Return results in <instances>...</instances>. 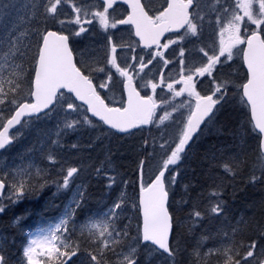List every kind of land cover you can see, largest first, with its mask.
<instances>
[{
    "label": "snow or ice",
    "instance_id": "snow-or-ice-1",
    "mask_svg": "<svg viewBox=\"0 0 264 264\" xmlns=\"http://www.w3.org/2000/svg\"><path fill=\"white\" fill-rule=\"evenodd\" d=\"M225 113L230 139L177 202L193 146ZM26 128L36 144L0 162V214L50 185L70 197L16 264H264V0H0V153ZM0 264H14L6 237Z\"/></svg>",
    "mask_w": 264,
    "mask_h": 264
},
{
    "label": "rangeland",
    "instance_id": "rangeland-1",
    "mask_svg": "<svg viewBox=\"0 0 264 264\" xmlns=\"http://www.w3.org/2000/svg\"><path fill=\"white\" fill-rule=\"evenodd\" d=\"M31 130L32 129H28V128L23 130V136L20 138L18 144L22 141V139L25 138V133L27 131L30 132ZM89 135H92V134L85 135L81 139L86 140L88 139ZM206 138H207V133L205 134L203 140H199L197 142L195 148L190 153L189 159L186 163L187 165H189L190 168H192V166L198 164L199 161H201V158L203 157V154L207 148L211 147L212 145H223L226 139H230V137H227L225 135L223 136L215 135L211 139H206ZM20 147L24 148L23 153H25L28 149L32 148L31 146L27 148L26 142H23L20 145ZM203 148H204V152L202 153L200 151H202ZM77 155L83 156L85 158L83 160L84 164L89 163V161L86 159L88 153L85 152V153H81ZM97 155H99V150L97 151V153L92 154L93 159H95ZM17 157H11V159H9L7 154L0 155V162L9 163V164L13 162L19 163V160L17 159ZM69 159L77 160V156L69 155ZM114 164L119 168L121 172H128L129 177H131V171H130L132 167L131 159L126 154L117 153L114 157ZM200 167L202 168V171H203V166L201 165ZM192 169L194 170V168ZM50 171H51V175L53 176V178H55L56 169H52ZM84 179H85V183H86L89 195H90L89 207L93 210H98L102 208L103 200L105 199L103 195L102 185L94 178V176L89 177V173L87 171L84 173ZM183 192H184L183 190H181V192L176 191V201L177 202L180 201V197L183 194ZM257 193L259 192L257 191ZM69 197H70V193H59L58 194L54 186L50 185L44 188L41 192L37 193L34 197H29L27 199V202L24 206V211H25L24 214L26 216H25V220H22V223L24 224V226L29 227V231H30L44 224L53 222V220L55 218H58L64 211V206L68 203ZM249 198L251 199L250 196L248 197L246 196L245 200L247 201V199ZM237 201L238 199L231 200V212L236 214L237 216L245 214L248 211L247 204H242L236 209L235 204L237 203ZM30 202H34V203L32 204ZM12 215L13 214L9 212L7 216L9 218V217H12ZM128 215H132V213L129 212ZM4 216L5 215L0 214V238H4V237L7 238L8 251L10 255L12 254L11 256L13 258V262L14 264H16V261L19 260L22 254V245L25 243L26 233H19L17 231L16 233L13 232L11 228H15V226L13 225L14 219L12 220V223L10 225L9 223L5 224L4 219H3ZM133 223H135L134 220H133ZM207 227L211 228L213 227V225H208Z\"/></svg>",
    "mask_w": 264,
    "mask_h": 264
},
{
    "label": "trees",
    "instance_id": "trees-1",
    "mask_svg": "<svg viewBox=\"0 0 264 264\" xmlns=\"http://www.w3.org/2000/svg\"><path fill=\"white\" fill-rule=\"evenodd\" d=\"M229 112H230V109H229ZM228 115H229V113H225L223 116H221L220 117V119H219V122L217 123V125L212 129V131L211 132H206L207 133V138L206 139H211V138H213V136H215V135H220V136H223V135H225L224 133H223V129H222V125L225 123V121L228 119ZM217 129H219V131H217ZM205 133V134H206ZM204 136L205 135H203L202 137H201V139L200 140H203L204 139ZM36 137H37V130H35V129H32L30 132H26L25 133V138L24 139H22V141L18 144H16L15 145V147L13 148V149H11L10 150V152H9V157H10V159H11V157H17L19 154H23V152H24V148H21L20 147V145L23 143V142H26L27 143V148H29V146H31V147H33L35 144H36ZM195 146L196 145H194L193 146V149L195 148ZM26 149V148H25ZM200 152H204V148L202 149V151H200ZM202 164H201V161H199V163L198 164H196V165H194V166H192V168H194V170L192 169V168H190L189 167V165H185V168H184V171H185V175H184V177H183V179H182V183L180 184V186H178L176 189H177V191H180L181 192V190H183L184 191V184H188V183H190L191 185H193V186H197V181H201L202 182V177H201V172H202V168L200 167ZM184 193V192H183ZM258 195H259V193H257V191H254V190H252V191H250L248 194H247V197L248 196H250L251 197V199H252V197L253 198H255V196L256 197H258ZM32 197H34V196H32ZM246 197V196H245ZM245 197H241V198H239L238 199V201H237V203L235 204V207H236V209L240 206V205H242V204H247L246 203V200H245ZM248 200H250V198L249 199H247V201ZM30 203H34V202H30ZM17 206H20V204H18ZM18 208L19 207H17L16 209H15V211H18ZM3 219H4V222H5V224H8V221H9V218H8V220H7V217H3Z\"/></svg>",
    "mask_w": 264,
    "mask_h": 264
},
{
    "label": "bare ground",
    "instance_id": "bare-ground-1",
    "mask_svg": "<svg viewBox=\"0 0 264 264\" xmlns=\"http://www.w3.org/2000/svg\"><path fill=\"white\" fill-rule=\"evenodd\" d=\"M12 255V254H11Z\"/></svg>",
    "mask_w": 264,
    "mask_h": 264
}]
</instances>
